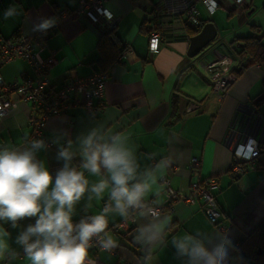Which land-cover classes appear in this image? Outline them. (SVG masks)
Here are the masks:
<instances>
[{
	"label": "crops",
	"instance_id": "crops-1",
	"mask_svg": "<svg viewBox=\"0 0 264 264\" xmlns=\"http://www.w3.org/2000/svg\"><path fill=\"white\" fill-rule=\"evenodd\" d=\"M153 1L107 0L106 7L118 18L115 32L131 50L122 63L115 64L116 58L108 68L103 96L94 100L92 110L79 103L67 114L48 118L44 132L54 145L36 150V159L55 177L66 163L59 158L60 150L67 148L73 154L69 166L83 173L88 185L74 205L72 221L103 214L107 224L113 225L127 215L125 208L121 213L111 199V174L103 167L95 174L83 167L82 141L89 135H93L94 145L115 142L131 153L136 173L129 186L147 182L149 188L142 197L145 200L163 202L162 176L182 193H187L196 180L216 177L219 182V189L214 191L222 213L218 226L197 204L182 201L172 203L156 218L140 211L135 242L106 231L105 241L111 238L115 242L111 247L119 254L99 250L95 255L90 251L88 256L95 261L86 264H189L190 257L177 247L187 236L209 249L223 243L226 259L235 262L234 247L264 218V62L244 69L223 102L211 94L204 65L218 50L232 56L233 69H240L239 39L264 34V0H250L247 6L220 0L213 14L195 0L203 23L211 21L218 30L216 39L195 59L187 55L192 37L188 28L178 36H166L157 53L149 52ZM79 4L80 0H0V34L8 39L31 36L37 31L33 30L36 25L51 18L57 22L60 9L73 11ZM13 5L21 15L4 20V11ZM103 32L86 17L71 13L60 21L57 31L46 37V47L37 48V52L40 58L51 50L56 52L58 62L50 74L55 88L65 80L99 70L97 43ZM28 76H34V72L24 59L0 67V77L6 81ZM12 100V109L0 119V150H27L32 147V105L15 94ZM191 102L200 107L188 112ZM248 138L258 142L260 154L243 174L234 177L230 172L232 150ZM192 158L199 160L198 167L191 168ZM101 182L107 186L97 195L92 189ZM36 219H21L15 227L10 221H0V228L9 233L5 237L8 250L0 264H30L17 237Z\"/></svg>",
	"mask_w": 264,
	"mask_h": 264
},
{
	"label": "built area",
	"instance_id": "built-area-1",
	"mask_svg": "<svg viewBox=\"0 0 264 264\" xmlns=\"http://www.w3.org/2000/svg\"><path fill=\"white\" fill-rule=\"evenodd\" d=\"M234 1L244 6L250 4V0ZM106 2L107 0H80L79 6L73 11L62 8L57 12L56 24L46 32L37 30L31 36H21L17 39L4 38L0 34V67L15 59H24L34 72L32 77L28 76L14 81H6L0 77V119L12 109V95L14 94L19 99L31 104L32 112L29 117V125L32 128L31 146L33 141H43L46 148L53 147V141L48 139L44 132L50 116L67 114L70 107L79 103L86 109L92 110L94 100L103 96L104 86L109 78L107 71L98 70L87 76L65 80L58 88H55L52 85L50 74L58 62L56 52L51 50L45 58H40L37 48L46 47V37L57 31L60 21L71 13L86 17L103 31L116 28L118 18L106 7ZM199 2L211 14L221 5L220 0H199ZM152 13V22L148 28V50L151 54L160 50L161 41L166 36H178L185 29H196L201 24L200 12L195 0H154ZM130 50V46H125L115 64L122 63ZM233 63L232 56L216 50L214 58L204 65V69L210 73L211 94L219 102L224 101L230 87L236 80V75L232 72ZM199 107L198 103L191 102L187 111H194ZM232 151L233 162L230 172L234 177H238L246 171L248 166L254 164L261 149L256 140L248 138L246 142L237 145ZM190 165L191 168L198 167L199 160L192 158ZM160 181L164 186L165 199L163 202L156 203L153 199L141 198L137 204L126 206L127 215L122 220L113 225L107 224L103 233L91 238L88 252L95 251V255H97L99 250H107L112 255L117 256L119 254L118 249L105 248L103 245L106 231L122 235L135 242L138 232L136 228L137 214L140 211H147L156 218L169 210L172 203L177 201L197 204L209 220L218 226L222 213L214 194V191L219 189V182L216 177H207L191 182L187 193H182L173 188L167 176H162ZM81 220L90 221V218L73 221V224H78ZM219 227L222 229L221 226ZM94 261L95 259L87 257V263ZM127 264L131 263L128 262Z\"/></svg>",
	"mask_w": 264,
	"mask_h": 264
},
{
	"label": "clouds",
	"instance_id": "clouds-1",
	"mask_svg": "<svg viewBox=\"0 0 264 264\" xmlns=\"http://www.w3.org/2000/svg\"><path fill=\"white\" fill-rule=\"evenodd\" d=\"M21 15L15 5L3 13L4 20ZM56 24V19L44 20L33 29L46 32ZM44 147L43 141H33L27 150H0V221L16 223L24 218L36 217L34 225L17 237V243L24 246L30 264H86L89 241L107 228L103 214L92 216L73 224L74 205L84 195L88 181L83 173L69 166L73 154L62 148L59 158L66 161L55 177L42 161L36 159V150ZM83 167L98 173L103 167L111 174L113 184L111 199L123 213L126 206L137 204L144 196L149 184L136 183V168L131 153L114 142L111 145H94L93 135L82 141ZM154 182V180H153ZM52 185L51 191L49 186ZM107 185L104 182L93 187L100 195ZM8 232L0 228V259L8 250L5 237ZM35 237L33 240L32 238ZM115 242L108 238L105 248ZM182 254L190 257L189 264H223L227 253L224 244L209 249L191 236L177 244Z\"/></svg>",
	"mask_w": 264,
	"mask_h": 264
},
{
	"label": "trees",
	"instance_id": "trees-1",
	"mask_svg": "<svg viewBox=\"0 0 264 264\" xmlns=\"http://www.w3.org/2000/svg\"><path fill=\"white\" fill-rule=\"evenodd\" d=\"M203 25L201 20L198 28L188 29L189 34L192 36L197 34ZM258 30L260 32V28ZM263 37L264 34L239 39L241 41V47L238 50L241 59L240 69H233L232 71L236 77L250 65L264 62ZM124 48L125 45L117 36L115 28L103 32L97 43V49L100 53L99 70L107 71ZM234 253L236 254V261L230 262L225 259L223 264H264V218L240 240L237 247H234Z\"/></svg>",
	"mask_w": 264,
	"mask_h": 264
},
{
	"label": "water",
	"instance_id": "water-1",
	"mask_svg": "<svg viewBox=\"0 0 264 264\" xmlns=\"http://www.w3.org/2000/svg\"><path fill=\"white\" fill-rule=\"evenodd\" d=\"M218 30L213 22L205 23L201 30L190 38L187 55L194 58L207 48L217 37Z\"/></svg>",
	"mask_w": 264,
	"mask_h": 264
},
{
	"label": "rangeland",
	"instance_id": "rangeland-1",
	"mask_svg": "<svg viewBox=\"0 0 264 264\" xmlns=\"http://www.w3.org/2000/svg\"><path fill=\"white\" fill-rule=\"evenodd\" d=\"M261 14H263V13H261ZM261 14L260 15H257V17L256 18H258V17H260L261 16ZM241 45V44H240ZM208 48V47H207ZM228 49L230 50V53L231 54H235L234 52H233V50L230 48V47H228ZM206 50V48L203 50V51H205ZM202 51V52H203ZM200 53L199 55H197L196 57H194L193 59H195V58H199L203 53ZM204 71L207 73V75L210 77V73L209 72H207L205 69H204Z\"/></svg>",
	"mask_w": 264,
	"mask_h": 264
}]
</instances>
